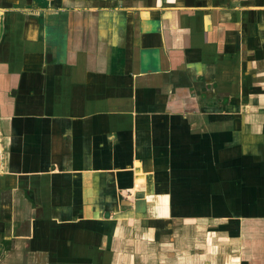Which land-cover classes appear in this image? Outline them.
<instances>
[{
	"label": "crops",
	"instance_id": "0c3cea01",
	"mask_svg": "<svg viewBox=\"0 0 264 264\" xmlns=\"http://www.w3.org/2000/svg\"><path fill=\"white\" fill-rule=\"evenodd\" d=\"M0 264H264V0H0Z\"/></svg>",
	"mask_w": 264,
	"mask_h": 264
}]
</instances>
